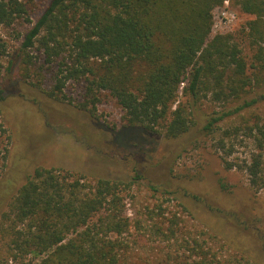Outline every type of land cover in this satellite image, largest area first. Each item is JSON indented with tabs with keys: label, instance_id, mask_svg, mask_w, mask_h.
Returning a JSON list of instances; mask_svg holds the SVG:
<instances>
[{
	"label": "trees",
	"instance_id": "obj_1",
	"mask_svg": "<svg viewBox=\"0 0 264 264\" xmlns=\"http://www.w3.org/2000/svg\"><path fill=\"white\" fill-rule=\"evenodd\" d=\"M33 1L0 0V25L12 27L21 18L29 20ZM223 2L49 0L24 34L19 55L31 65L35 62L31 49L36 48L46 64L56 66L50 96L99 117V105L109 95L120 107L124 125L141 126L166 138L191 130L202 98L226 104L241 101L209 114L202 129L220 134L215 147L225 168L244 172L258 192L264 190V119L257 115L254 124L245 122V134L254 138L257 150L244 158L233 156L236 140L229 141L238 139L242 128L223 127L220 122L264 100V0H232L254 16L243 30L258 45V64L251 66L256 68L252 72L232 32L211 37L213 9ZM6 52L0 36V59ZM1 67L0 60V75ZM29 76L25 67L24 78ZM70 83L79 88V97L67 94ZM254 90L257 93L246 98ZM133 183L37 166L1 214L0 239L8 251L1 264H126V235L133 224L127 198ZM165 218L168 223H155L152 230L161 240L175 238L187 253L185 261L178 260L179 252L170 256L173 264H253L243 258L223 259L210 243L217 235L209 229L199 230L203 240L191 234L180 239L179 215Z\"/></svg>",
	"mask_w": 264,
	"mask_h": 264
},
{
	"label": "rangeland",
	"instance_id": "obj_2",
	"mask_svg": "<svg viewBox=\"0 0 264 264\" xmlns=\"http://www.w3.org/2000/svg\"><path fill=\"white\" fill-rule=\"evenodd\" d=\"M48 2L34 0L29 20L21 18L12 27L0 25V36L7 45L0 59V218L37 166L63 167L88 177L133 180L127 198V213L133 224L126 235V264H143L144 260L173 264L170 256L177 252L178 260L185 261L187 253L175 238L161 240L152 230V225L164 224L168 220L165 217L173 214L179 215L180 239L193 235L203 240L199 230L209 229L217 235L210 243L223 259L236 262L243 258L264 264V190L255 192L244 172L225 168L221 151L215 147L220 134L209 135L202 129L209 114L241 101L226 104L202 98L196 110L197 123L191 130L166 138L141 126L124 125L122 111L109 95L99 105V117L68 100L50 96L56 66L46 64L44 54L36 48L31 49L35 61L31 65L19 55L24 34ZM224 6L228 14H235V20L230 26L215 23L211 37L232 32L241 42L252 72L256 68L251 66L258 64V45L243 30L254 16L242 12L232 0L215 7L213 14ZM25 67L28 78H24ZM66 92L75 98L80 95L73 83ZM256 93L254 90L246 98ZM257 115L264 119V100L220 122L223 127L242 128L238 139L229 140H236L233 156L244 158L257 150L254 138L244 131L247 124H254ZM151 185L159 190L153 191ZM210 207L221 211L215 213ZM7 255L0 239V264Z\"/></svg>",
	"mask_w": 264,
	"mask_h": 264
},
{
	"label": "built area",
	"instance_id": "obj_3",
	"mask_svg": "<svg viewBox=\"0 0 264 264\" xmlns=\"http://www.w3.org/2000/svg\"><path fill=\"white\" fill-rule=\"evenodd\" d=\"M229 0H225L224 3L228 5ZM218 13V14H217ZM214 24L212 27V32L215 33V23L219 21L220 26H230L235 20V14H228L227 9L224 7L217 8L216 11L214 10Z\"/></svg>",
	"mask_w": 264,
	"mask_h": 264
}]
</instances>
